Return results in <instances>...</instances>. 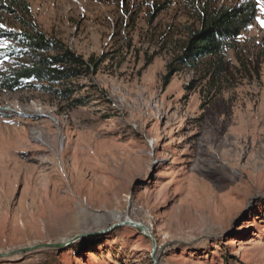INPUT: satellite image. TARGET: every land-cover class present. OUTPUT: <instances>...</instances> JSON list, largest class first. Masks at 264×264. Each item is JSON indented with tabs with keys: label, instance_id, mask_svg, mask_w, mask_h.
I'll return each instance as SVG.
<instances>
[{
	"label": "rangeland",
	"instance_id": "1",
	"mask_svg": "<svg viewBox=\"0 0 264 264\" xmlns=\"http://www.w3.org/2000/svg\"><path fill=\"white\" fill-rule=\"evenodd\" d=\"M25 1L39 32L104 63L70 101L0 89V254L86 235L0 264H264V0ZM247 1L231 48L179 64L204 9ZM25 29L0 13V31ZM10 42L0 77L32 62Z\"/></svg>",
	"mask_w": 264,
	"mask_h": 264
},
{
	"label": "trees",
	"instance_id": "2",
	"mask_svg": "<svg viewBox=\"0 0 264 264\" xmlns=\"http://www.w3.org/2000/svg\"><path fill=\"white\" fill-rule=\"evenodd\" d=\"M165 8L166 5L155 7L152 17L157 18ZM0 13L10 16L19 15L26 28L16 33L0 31V38L11 41L8 49H5L3 53L9 57L26 52L32 55L31 63L0 77L2 90L17 92L20 89L33 88L34 84H43L40 87L42 90L56 94L61 100L70 101L75 92L65 88V84L90 73L97 74L104 63V59L96 57L85 60L58 40L50 39L39 32L33 22L26 20L31 11L25 0H0ZM256 15L257 4L252 1L235 7L204 9L199 16L200 28L190 33L178 60L179 64L194 70L206 59H219L227 48L233 46L242 32L255 21ZM1 58L2 55L0 60ZM171 77V73L166 76L164 87L169 85ZM81 103L78 99L75 101V106ZM262 219L264 221V217Z\"/></svg>",
	"mask_w": 264,
	"mask_h": 264
},
{
	"label": "water",
	"instance_id": "3",
	"mask_svg": "<svg viewBox=\"0 0 264 264\" xmlns=\"http://www.w3.org/2000/svg\"><path fill=\"white\" fill-rule=\"evenodd\" d=\"M123 225H131L133 227H136V228L140 229L143 232L144 235H147L148 233H150L149 228H147L145 226H142V225L134 224L132 222H126V223H123V224H118V225H116L113 228L120 227V226H123ZM85 236L86 235H77L76 237H74V238H72V239H70V240H68L66 242H63V243L45 244V245H39V246L27 248V249L20 250V251H14L12 253H3V254H0V258H6V257H10L12 255L21 254V253H28V252H32V251L39 250V249H57V250H62L64 248L69 247V246L73 245L74 243L78 242L79 240H81ZM150 238L152 239L153 245L155 246L156 242H155L154 238L152 236H150ZM153 263L154 264H158L157 260H155V259H153Z\"/></svg>",
	"mask_w": 264,
	"mask_h": 264
},
{
	"label": "snow or ice",
	"instance_id": "4",
	"mask_svg": "<svg viewBox=\"0 0 264 264\" xmlns=\"http://www.w3.org/2000/svg\"><path fill=\"white\" fill-rule=\"evenodd\" d=\"M260 10L262 13H264V2H260ZM257 20L260 26L264 28V20H260L259 18H257Z\"/></svg>",
	"mask_w": 264,
	"mask_h": 264
}]
</instances>
